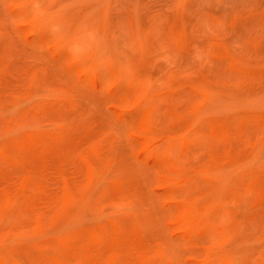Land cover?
Returning <instances> with one entry per match:
<instances>
[{"label": "rangeland", "instance_id": "1", "mask_svg": "<svg viewBox=\"0 0 264 264\" xmlns=\"http://www.w3.org/2000/svg\"><path fill=\"white\" fill-rule=\"evenodd\" d=\"M0 264H264V0H0Z\"/></svg>", "mask_w": 264, "mask_h": 264}]
</instances>
